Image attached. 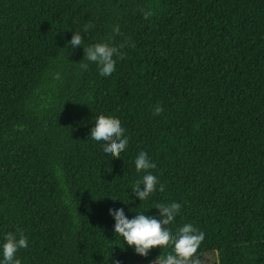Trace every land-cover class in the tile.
I'll list each match as a JSON object with an SVG mask.
<instances>
[{
  "label": "trees",
  "instance_id": "obj_1",
  "mask_svg": "<svg viewBox=\"0 0 264 264\" xmlns=\"http://www.w3.org/2000/svg\"><path fill=\"white\" fill-rule=\"evenodd\" d=\"M85 23L120 53L111 76L62 49ZM99 114L120 157L88 136ZM140 150L164 190L125 204ZM172 200L205 264H264V0H0V237H28L21 264H148L169 249L134 253L107 210Z\"/></svg>",
  "mask_w": 264,
  "mask_h": 264
},
{
  "label": "clouds",
  "instance_id": "obj_2",
  "mask_svg": "<svg viewBox=\"0 0 264 264\" xmlns=\"http://www.w3.org/2000/svg\"><path fill=\"white\" fill-rule=\"evenodd\" d=\"M144 15L148 16L150 12H145ZM92 27V24L85 23L80 29L72 31L70 39H65L62 49L70 53L77 46H81L84 62L79 64V68L85 70L89 62H93L100 76H111L120 53L109 40L99 39L85 44L84 37L89 34ZM118 30V26H113V33ZM161 111L162 107L156 105L154 114H159ZM88 136L99 142L104 154L111 158L120 157L121 152L127 150L129 143L125 128L111 115H97ZM133 162L136 171L143 174L131 185L130 189L134 196L128 194L127 202L119 199L125 204L137 198L141 203L148 200L153 193L164 190V184L151 171L156 168V162L148 153L140 150ZM181 207V203L172 200L154 202V206L147 211H136L132 216L126 214L124 207H109L107 212L114 222L113 232L121 235L123 241L133 248L134 253L147 257L150 251L157 247L169 249L159 252L148 264H205L199 251L205 233L191 222L176 224V217L180 214ZM152 208L157 211L148 214V210ZM28 243V237L20 230L4 232L0 237V264H21L17 253L19 249L26 248ZM116 264H119V261Z\"/></svg>",
  "mask_w": 264,
  "mask_h": 264
}]
</instances>
